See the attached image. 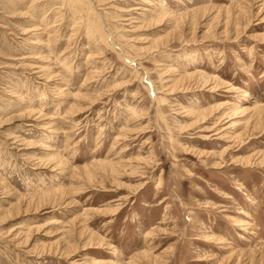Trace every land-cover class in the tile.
Masks as SVG:
<instances>
[{
	"label": "rangeland",
	"instance_id": "1",
	"mask_svg": "<svg viewBox=\"0 0 264 264\" xmlns=\"http://www.w3.org/2000/svg\"><path fill=\"white\" fill-rule=\"evenodd\" d=\"M0 264H264V0H0Z\"/></svg>",
	"mask_w": 264,
	"mask_h": 264
},
{
	"label": "bare ground",
	"instance_id": "2",
	"mask_svg": "<svg viewBox=\"0 0 264 264\" xmlns=\"http://www.w3.org/2000/svg\"><path fill=\"white\" fill-rule=\"evenodd\" d=\"M132 108V107H131ZM257 113H258V111H257ZM262 114V113H261ZM131 263V262H130Z\"/></svg>",
	"mask_w": 264,
	"mask_h": 264
}]
</instances>
